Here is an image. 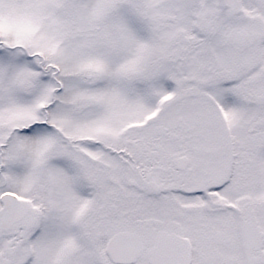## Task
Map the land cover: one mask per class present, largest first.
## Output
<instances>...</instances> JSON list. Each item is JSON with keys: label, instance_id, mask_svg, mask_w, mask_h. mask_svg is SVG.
Instances as JSON below:
<instances>
[{"label": "snow or ice", "instance_id": "6c2138e0", "mask_svg": "<svg viewBox=\"0 0 264 264\" xmlns=\"http://www.w3.org/2000/svg\"><path fill=\"white\" fill-rule=\"evenodd\" d=\"M0 264H264V0H0Z\"/></svg>", "mask_w": 264, "mask_h": 264}]
</instances>
